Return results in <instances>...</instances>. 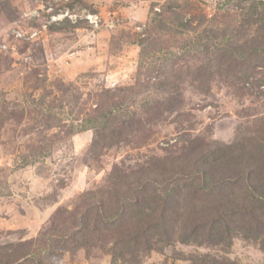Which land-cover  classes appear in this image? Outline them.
<instances>
[{
  "label": "rangeland",
  "instance_id": "rangeland-1",
  "mask_svg": "<svg viewBox=\"0 0 264 264\" xmlns=\"http://www.w3.org/2000/svg\"><path fill=\"white\" fill-rule=\"evenodd\" d=\"M0 264H264V0H0Z\"/></svg>",
  "mask_w": 264,
  "mask_h": 264
},
{
  "label": "built area",
  "instance_id": "built-area-1",
  "mask_svg": "<svg viewBox=\"0 0 264 264\" xmlns=\"http://www.w3.org/2000/svg\"><path fill=\"white\" fill-rule=\"evenodd\" d=\"M68 17V19L69 20H74V21H76V15L75 14H69L68 12H64V13H62V15L61 16H65V15ZM85 17L87 20H91V18H94L95 17V15L94 14H90V13H88V14H86V15H84V14H82V16L81 17ZM80 16H79V18H81ZM59 17L58 16H56V15H52L51 16V19L52 20H62V18H60V19H58ZM93 21V20H92Z\"/></svg>",
  "mask_w": 264,
  "mask_h": 264
},
{
  "label": "trees",
  "instance_id": "trees-1",
  "mask_svg": "<svg viewBox=\"0 0 264 264\" xmlns=\"http://www.w3.org/2000/svg\"><path fill=\"white\" fill-rule=\"evenodd\" d=\"M105 221V220H104ZM105 223V222H104ZM131 243H132V241H131Z\"/></svg>",
  "mask_w": 264,
  "mask_h": 264
}]
</instances>
